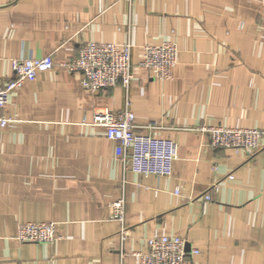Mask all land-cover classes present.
I'll return each instance as SVG.
<instances>
[{
	"label": "crops",
	"instance_id": "1",
	"mask_svg": "<svg viewBox=\"0 0 264 264\" xmlns=\"http://www.w3.org/2000/svg\"><path fill=\"white\" fill-rule=\"evenodd\" d=\"M167 41L179 60L160 81L139 64ZM89 42L133 45L129 90L91 92L61 66ZM45 55L55 66L12 93L0 130V264H133L156 234L184 238L196 264H264V147L214 148L194 131L264 129V0H0V85L13 59ZM127 106L139 134L177 145L171 176L126 171L92 122ZM49 222L54 242L15 238L19 224Z\"/></svg>",
	"mask_w": 264,
	"mask_h": 264
},
{
	"label": "built area",
	"instance_id": "2",
	"mask_svg": "<svg viewBox=\"0 0 264 264\" xmlns=\"http://www.w3.org/2000/svg\"><path fill=\"white\" fill-rule=\"evenodd\" d=\"M126 1L132 2V0ZM132 51L133 45L130 43L119 45L112 42H89L80 49L76 58L61 63V66L69 71L81 72L83 75L81 84L91 92L118 85L129 90L134 80ZM178 60V46L174 42L167 41L160 45L144 46L139 65L153 71L158 80L166 81L173 78ZM54 66L55 61L51 55L12 60V78L6 84L0 85V130L7 128L11 123L5 111L12 93L22 87L25 81L36 80L39 74ZM92 122L104 128L107 137L117 143V157L126 171L143 176L172 175L173 162L177 158V145L171 140L139 134L136 131L135 114L129 106L121 111L106 109L96 112ZM146 128L152 130L156 128V124H149ZM194 131L208 136L214 148L255 153L264 147V129L202 124ZM210 200L211 196L207 192L205 201ZM111 219L121 224L120 237L124 243L131 233L124 222V198L112 202ZM15 238L22 243H49L59 239V236L55 222L22 223L17 227ZM197 254L199 250L190 246L182 237L156 234L148 240L147 251L136 254L138 261L133 264H196L193 257ZM120 264L130 263L121 261Z\"/></svg>",
	"mask_w": 264,
	"mask_h": 264
}]
</instances>
